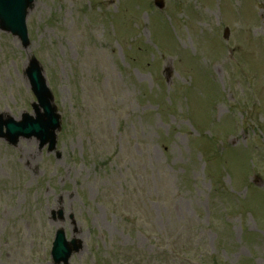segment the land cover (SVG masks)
Here are the masks:
<instances>
[{"label":"rangeland","instance_id":"1","mask_svg":"<svg viewBox=\"0 0 264 264\" xmlns=\"http://www.w3.org/2000/svg\"><path fill=\"white\" fill-rule=\"evenodd\" d=\"M28 14V49L0 29V113L32 112L34 54L62 128L53 152L0 139V264H54L58 227L83 242L70 264H264V0H36ZM155 35L154 67L125 62ZM158 75L189 110L184 95L161 117ZM213 139L216 190L193 151Z\"/></svg>","mask_w":264,"mask_h":264},{"label":"water","instance_id":"2","mask_svg":"<svg viewBox=\"0 0 264 264\" xmlns=\"http://www.w3.org/2000/svg\"><path fill=\"white\" fill-rule=\"evenodd\" d=\"M35 0H0V26L6 31L18 35L23 46H29L26 19L29 9ZM31 87L38 98L34 103L36 116L24 113L20 121L10 117L6 121L0 116V137H5L10 143L16 144L20 137L31 138L36 136L41 141V146L49 143L50 150L56 146V130L60 128V116L53 105V95L47 85L42 66L35 57H30L26 70ZM4 126L6 130H4ZM63 230H58L52 251L56 263L68 264L73 251L79 250L81 244L76 240L71 243L66 240Z\"/></svg>","mask_w":264,"mask_h":264}]
</instances>
